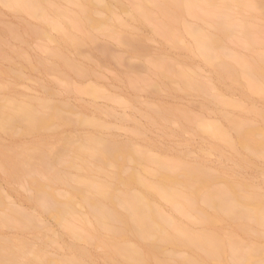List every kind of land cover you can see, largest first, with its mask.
<instances>
[{
  "label": "bare ground",
  "instance_id": "obj_1",
  "mask_svg": "<svg viewBox=\"0 0 264 264\" xmlns=\"http://www.w3.org/2000/svg\"><path fill=\"white\" fill-rule=\"evenodd\" d=\"M1 1L20 12L48 22L50 18L47 12L50 10L55 12L54 15L57 14L54 19L57 16L62 19L63 14L68 15L65 9L52 0ZM70 1L79 6L77 14L69 13V18L73 20L72 26L80 30L85 26L105 32L106 21L96 14L99 9L109 8L107 0ZM136 2H139L137 6L141 8L142 14L152 19L145 2ZM232 2L252 7L258 5L244 0ZM215 5L216 0L157 2L164 15L162 30L170 40L177 43L181 37L176 32V26L183 23L194 37V44L190 49L213 63L220 77L237 80L243 75L249 80V88L264 95V51L253 60L237 57L239 67L222 59V54L226 53L221 49L223 41L231 35L235 27L231 14L225 9L229 4L225 3L221 10L216 11L212 9ZM203 8H208L213 17L217 15L216 20L207 18L217 33H207L200 27L182 22L181 15L186 12L204 17ZM52 19L50 22H54ZM61 19H56L54 26L64 28L60 24ZM11 30L15 33L14 29ZM32 31L45 36L47 33L40 27H34ZM251 32V28L246 26L244 35H247V40L251 37ZM255 34L256 32L253 37ZM85 35L83 39H78L69 34L67 41L72 48L80 49L86 38H95L91 33ZM109 35L117 38L120 44L131 47L132 51H137L142 44L139 36L134 38L128 34L115 33L111 29ZM53 54L60 57L65 68L81 71L66 55L59 51H54ZM218 58L221 60L218 61ZM155 63L158 69H162L160 72L163 76H168L171 81H178L184 88L197 91L209 88L205 83L196 80L185 68L176 67L166 61ZM154 87L159 88L158 84ZM84 90L97 94L94 87ZM220 99L226 104L239 106L235 101H228L229 99L223 97ZM62 108L70 110L72 107L66 102L62 105L53 100L34 99L25 102L0 99V133L9 136L37 135L30 144L15 143L16 145L8 146L0 142V166L5 169L10 180H27L33 191L29 200L39 210L50 211L57 223L67 228L76 239L103 244L109 249L112 259L122 256L126 261L136 264H150L151 261L160 264H264L263 245L258 242H244L233 234L217 229L222 223L229 221L236 230L244 233L258 231L264 238L263 193L239 177H230L228 174L226 176V171L217 172L203 163H190L183 157L170 158L165 155L166 152L161 155L154 154L151 147L136 146L138 144L132 141L120 142L99 133L84 134L75 140L71 136L67 135L65 138L66 135H63L61 137L66 139V144L64 148L61 145L63 149L57 152L51 140L48 141L49 135L45 132L48 129L58 124L77 127V123L105 128L104 124L89 116L72 120L64 114L66 111ZM154 112L160 119L168 120L176 111L159 106ZM225 116L235 130V137L218 123H209L203 119L200 123L204 130L226 141L235 152L246 151L249 155L264 157V114L260 125L246 119ZM18 126H21V130L17 129ZM60 141L61 139L58 140ZM243 159V162L248 163L249 157ZM73 170L78 173H73ZM61 185L67 187L66 193L57 191V186ZM160 200L170 205L171 213L165 212ZM6 206L4 208L0 200V226L9 225L21 229L40 226L39 215L22 211L18 207L16 209ZM84 207L87 212L81 214L79 209ZM180 218H186L187 222ZM78 219L81 220L80 225L76 224ZM15 239L7 241L0 238V261L15 257L16 252L25 249V243L19 240L21 243L16 244L18 240ZM14 246L19 249H14ZM182 248L186 249L187 254L176 256ZM36 256L42 264H88L87 258L91 257V253L85 248L73 245L71 257L55 258L40 252Z\"/></svg>",
  "mask_w": 264,
  "mask_h": 264
},
{
  "label": "rangeland",
  "instance_id": "obj_2",
  "mask_svg": "<svg viewBox=\"0 0 264 264\" xmlns=\"http://www.w3.org/2000/svg\"><path fill=\"white\" fill-rule=\"evenodd\" d=\"M52 1L68 12L67 16L62 15V19L56 17L58 21L61 19L60 24H63L64 28L54 26L56 19L53 17L57 14L54 15L53 10L47 12L50 18L48 22L9 7L0 0V99L25 102L34 99L53 100L62 105L66 102L72 108L62 110L66 111L63 112L70 119L89 116L105 125V128H100L78 123L77 127L58 124L48 129L45 132L49 135L48 141L51 140L55 151L64 148V141L68 136L75 140L84 134L99 133L120 142L132 141L138 144H135L136 146L151 147L154 154L161 155L166 152L165 155L170 158L183 157L190 163H203L217 172L226 171V176L239 177L264 194V157L249 155L246 151L235 152L226 141L204 130L200 123L201 119L218 123L235 137V130L225 115L260 125L264 114V95L249 88V80L243 75L237 80L220 77L213 63L206 61L199 52L190 49L193 47L194 37L183 23L176 26L181 40L177 43L172 39L171 41L162 30L164 15L157 6V2L163 3L165 0H139L145 2L151 11L152 19L142 14L141 8L137 6L138 0H107L109 8L99 9L96 14L97 17L105 19V32L85 26L82 27L83 30L75 28L71 25L73 20L69 16L77 14L79 6L70 0ZM244 1L258 5L252 7L239 5L232 0H216L215 7H211L216 11L221 10L225 3L229 4L225 9L231 14L235 28L223 41L221 49L226 53L222 54L221 58L237 64L238 67V58L253 60L264 51V0ZM204 9L201 13L206 18L186 12L181 15L182 22L200 27L207 33H217L211 21L207 19L216 20L217 15L213 17L208 8ZM210 15L212 16L209 17ZM52 18L54 22L51 21V25ZM245 25L251 28V37L256 32L255 38L253 37L256 43L251 37L250 40L245 37ZM34 27L46 30V36L33 32ZM11 29H14L15 33ZM110 29L134 38L139 36L141 47L132 51L131 47L120 44L117 38L109 35ZM85 33L93 34L94 40L86 38L80 49L72 48L67 41L68 35L83 39L86 37ZM54 51L66 55L81 71L65 68L60 57L53 54ZM221 58H218V61ZM156 61H166L189 70L196 80L205 83L209 88L197 91L182 87L178 81H171L168 76H163ZM218 61L216 59V62ZM156 84L159 88L154 87ZM88 87H94L97 94L84 90ZM219 94L220 97L229 99L228 101L239 103V106L222 102L220 97L217 98ZM159 106H166L176 112L168 120L160 119L154 112ZM182 112L189 118L184 117ZM20 127L17 129L21 130ZM63 135H66L64 139L61 137ZM0 138L3 145L13 146L30 144L35 141L37 135L9 136L2 133ZM246 157H249L248 163L242 161ZM73 173L77 174L78 171L73 170ZM25 181L10 180L5 169L0 166V200L4 208L5 205L18 207L22 211L39 215L38 220H41L40 226L36 225L38 227L33 229L0 226L1 239L9 241L16 238V244L21 241L26 245L23 251L15 253V257L0 261V264H42L41 260L38 262V252L55 258L71 257L73 245L89 250L91 257L87 258L88 264H136L126 261L122 256L112 259L109 249L103 244L76 239L67 228L57 223L50 211L39 210L34 206L29 200L33 191L27 180ZM57 187L61 194L67 191V187ZM159 203L164 206L165 212H172L167 202L160 200ZM79 211L81 214L87 212L85 207ZM176 216L182 217L177 214ZM180 219L187 222L186 218ZM79 221L81 220L78 219L76 224L80 225ZM233 227L231 222L225 221L217 229L233 234L244 242H258L264 248V238L258 231L244 233ZM14 249L19 248L14 246ZM186 254V249L182 248L176 256ZM150 264L160 263L151 261Z\"/></svg>",
  "mask_w": 264,
  "mask_h": 264
}]
</instances>
